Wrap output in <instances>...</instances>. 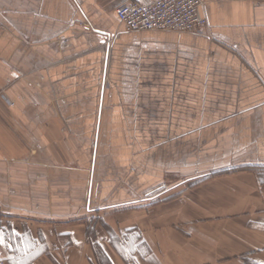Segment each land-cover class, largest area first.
I'll return each instance as SVG.
<instances>
[{"label":"crops","instance_id":"obj_1","mask_svg":"<svg viewBox=\"0 0 264 264\" xmlns=\"http://www.w3.org/2000/svg\"><path fill=\"white\" fill-rule=\"evenodd\" d=\"M119 1L0 0V264H264V0Z\"/></svg>","mask_w":264,"mask_h":264},{"label":"built area","instance_id":"obj_2","mask_svg":"<svg viewBox=\"0 0 264 264\" xmlns=\"http://www.w3.org/2000/svg\"><path fill=\"white\" fill-rule=\"evenodd\" d=\"M204 5L205 0H120L117 15L127 31L159 29L207 36L211 24ZM113 41L108 37L106 45Z\"/></svg>","mask_w":264,"mask_h":264},{"label":"snow or ice","instance_id":"obj_3","mask_svg":"<svg viewBox=\"0 0 264 264\" xmlns=\"http://www.w3.org/2000/svg\"><path fill=\"white\" fill-rule=\"evenodd\" d=\"M0 243H5L2 235H0Z\"/></svg>","mask_w":264,"mask_h":264},{"label":"rangeland","instance_id":"obj_4","mask_svg":"<svg viewBox=\"0 0 264 264\" xmlns=\"http://www.w3.org/2000/svg\"><path fill=\"white\" fill-rule=\"evenodd\" d=\"M108 39V38H107ZM107 41V40H106ZM106 41L104 42V44L106 45Z\"/></svg>","mask_w":264,"mask_h":264}]
</instances>
